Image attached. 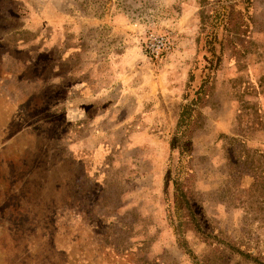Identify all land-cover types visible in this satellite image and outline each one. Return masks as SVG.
<instances>
[{"label":"rangeland","instance_id":"1","mask_svg":"<svg viewBox=\"0 0 264 264\" xmlns=\"http://www.w3.org/2000/svg\"><path fill=\"white\" fill-rule=\"evenodd\" d=\"M215 2L0 0V76L10 74L5 73V68L16 74L0 82L1 95L5 99L10 96L5 101L8 112L11 116L15 114L14 122L5 129L10 125H13L10 130L27 125L29 131L28 137L21 136L13 141L2 137L0 140V201L12 202L16 210L32 206L45 214L43 219L29 218L19 212L13 214L12 227L15 229L11 240L18 243L24 236L20 229H27L30 232L26 235L28 241L35 238L43 241L38 250H12L13 264H51V258L56 255L51 244L57 236H60L57 241L65 247L73 241V235H55L49 227L53 221L51 213L63 205L66 191V186L63 191H58V183H62L68 174L71 180L69 190L70 193L76 192L73 194L77 201L83 195L87 200L89 197L93 200L92 209L87 206L93 219L87 216L88 219L84 220H90L92 225L98 224L100 231L99 234L86 235V240L72 250V255L77 252L84 256L97 250L104 257L103 264H194L185 249L178 245L170 223L176 221L172 214L173 178L179 159L177 150L170 149L175 126V96L171 100L164 99L165 93L154 90L149 96L156 102L152 122L116 123L118 127L115 123L106 122L103 123L106 131L102 137L84 138L94 131L86 123L64 116L68 107V86L72 84L68 77L70 80L72 77L67 75L66 62L61 63L58 69L53 65L57 62L53 56H56L54 51L68 50V33L84 35V45L79 49L95 52L98 60L115 44L118 46L126 40L137 44L145 55L140 39L144 32L148 29L166 31L174 38V46L167 53L169 55L175 50L173 58L164 54L158 59L145 57L153 66L152 71H143L139 78L146 79L147 83L154 77L158 78L166 68L169 69L165 74L166 81L170 75L180 80L184 71L182 61L189 56L188 50L194 48L193 40L199 31V11H209ZM187 4L195 7L194 15ZM88 12L93 17L104 16L107 12V22H84L89 18ZM251 12V35L264 51V0H253ZM117 13L133 22L132 30L129 28L127 31L130 39H119L117 35L120 33L112 31L111 17ZM41 44L43 59L32 52ZM79 64L82 66L77 60L76 66ZM258 65L254 63L255 70L251 74L233 73L228 76L220 73L225 79L230 77V94L237 96V104L230 105L229 83H226L221 85L219 97L216 99L217 92L214 93L213 103L203 109L205 121L192 135V154L188 161L191 171L185 177L184 185L190 191L197 221L203 229L211 230L223 241L235 243L264 264V192L257 194L260 187L255 188V182L262 184L263 181L244 174L241 165H231L224 150L225 136H242L247 139L249 147L264 151V81L259 84L264 73L259 72L261 66L257 71ZM20 73L23 74L22 80L17 77ZM55 76L60 78L53 84ZM41 80L43 86L38 84ZM164 89L166 94L171 93V90L167 92ZM260 95L263 98H259ZM127 106L128 109L134 108L130 103ZM121 125L127 126L123 132ZM139 126H143L140 132L136 130ZM76 141H82L80 144L85 142L92 148L73 150L77 153L73 152L76 155L71 166L55 164L63 161L59 159L64 151ZM26 146L29 149H25ZM38 148H43L42 158L36 153ZM184 165L186 167V163ZM0 209L7 213L8 203H0ZM169 209L172 217L168 214ZM6 220L9 223L10 219ZM36 222L45 224L40 235L34 232ZM184 237L192 253L212 255L213 246H207L201 235L187 229ZM77 238L80 242V237ZM0 240L9 241L10 237L1 235ZM128 246L133 247V252L125 250ZM0 252V260L9 261L7 250L6 253L5 250ZM57 259L60 264H87L84 259L70 260L63 250ZM240 262V257L226 253L222 264Z\"/></svg>","mask_w":264,"mask_h":264},{"label":"trees","instance_id":"2","mask_svg":"<svg viewBox=\"0 0 264 264\" xmlns=\"http://www.w3.org/2000/svg\"><path fill=\"white\" fill-rule=\"evenodd\" d=\"M252 3L253 0H216L213 8L210 9L209 11H206L204 9H201L199 11V31L194 40L195 54L190 61L189 69L187 72V78L185 80L181 95V101L179 103L176 112L174 131L170 139V149L171 151L177 150L179 157L178 166L176 167L175 170L176 175L173 178L174 212L172 214L174 215L176 221L170 223L172 224L171 227L174 230L178 245L181 246L183 249H185V251L191 257V260L194 264H222V261L225 258L226 253L240 257V259H242V262H240L239 264H248L249 262L255 264H261L256 259V257H252V255L249 252L239 249V247H237L235 243H229L227 241H223L217 234L213 233L211 230L203 229V227L197 221L193 209V205L191 203L190 191H188L187 187L184 185L185 177L189 176V173L191 171L188 161L191 158V154H192L191 153L192 135L197 129L203 126L205 121V117L203 115V109H205L210 103H213L214 93L216 94L217 92L216 99L219 97V95L221 94L220 91L222 90L221 85L223 84L225 86V84L229 83L230 81V77L225 79V77L220 76V73H227L228 76H230L229 74H233V73L251 74L255 70V67H253L254 63L259 64L257 66L258 68L257 71L260 70V66H261L262 70H260L259 72L262 71L264 73V60H263L264 51L260 50V46H258L259 43H257L258 42L257 39L255 40V37L251 35L250 28L253 23L252 15H251ZM77 40L79 42L76 43L75 41ZM20 42H22L21 38H20ZM83 42H84V35L82 34L77 35L76 33H71V34L68 33L69 48L66 51L64 49L62 51L58 50L57 53L56 51H54L56 56L53 57L54 59L57 58L56 59L57 62H55L53 65L57 66L58 69L61 63L66 62L67 71H68L67 75L72 77L71 80L70 77H68V80L72 84L68 86V91H69L67 94L68 107L67 110L65 111L66 113L65 112L63 113L64 116H66V118L72 121L75 120L86 123L85 124L86 126L93 129L94 134L89 133L87 134V137L84 138L93 139L94 137H102L103 134L105 133L106 127L103 126V123L111 122V123L119 124L124 122H138V121H121L120 120L121 118H125L127 116L126 113H124L125 111L124 110L114 111V109H112L111 107H108V109H109V113L111 114L110 116H112L113 120H105L102 122H93L88 120L86 121L83 118V116L82 117L78 116L76 112L71 110V108H73L74 106L73 100L80 97L81 94H83L84 92L86 93L92 92L90 88V84L91 81H93L94 78L96 77V75L94 74L95 69H99L104 66L102 64V61L105 59V53L102 54V56H100L98 60H96L95 58L97 54L95 52L79 49L81 46L84 45ZM32 52H34L37 58L39 59L44 58L43 57L44 51L42 44L41 46H37L36 51H32ZM227 52L229 53V55L227 54L228 56H226ZM60 54H62L61 55L62 60H60L59 57ZM4 58L6 57L4 56ZM91 59H95V60H91ZM77 60L82 64V66H80V64L76 66ZM36 67L38 68L37 63H36ZM4 71L5 73L7 74L10 73V74L4 75L3 77L0 76L1 77L0 82H2L3 80L7 81L11 77L10 75L14 74V72H11L8 68L7 69L5 68ZM14 75L16 76V74ZM17 77L22 80L23 74L20 73ZM59 78L60 76L53 77L52 83L54 84V81L55 83H57ZM81 81L89 82V88L86 90L81 89L80 88ZM263 81H264V77L260 79L259 84H261V82ZM38 84L40 86H43L44 84L43 80H41ZM230 87H231V83H229L227 90L229 92L228 94V100L230 101L229 103L231 106H233V104L235 105L237 104L236 100L238 98L237 96L234 95L231 96L229 89ZM72 94L74 95L73 97L71 96ZM3 96L4 95H1V90H0V140L2 139V137L3 140L12 139V141L21 138V136L28 137L27 135L29 134V131L27 130V125L20 126L18 129L15 130H10L13 127V125H10L5 129V126L14 122L15 114L14 116H11L8 112L7 105L5 104L6 99L10 96L7 95L6 99ZM259 98H263V96L260 95ZM216 104L217 102L215 103V105ZM78 107L79 106H77L76 108ZM117 124L116 127H118ZM126 128H127L126 125L120 126V130L122 132ZM142 129L143 126H139V128L136 130L140 132ZM81 142L82 141L73 142V144L82 147L78 150L92 148L85 143L88 142L87 139L82 144H80ZM24 148L29 149L28 146ZM224 150L228 155L227 159L230 160L229 163H231V165L236 167L241 165V170L244 171V174H251L252 178L254 177L259 178L263 181L262 184L260 182L259 183L255 182V188L260 187L257 194L260 192L263 193L264 192V151L249 147L247 143V139L243 138L242 136H225ZM74 151L71 150L70 147L69 148L67 147L66 151H64V154L61 156V159H59L63 161L57 162L55 164L64 165L66 163L68 166L73 165L74 158L76 155L74 153H77ZM37 152L42 158L44 154L43 148L40 149L38 148L36 153ZM185 163H186V167L184 165ZM75 166H77L76 162H75ZM70 181H71L70 176L68 174V176L65 177V179H63L62 182L63 184L58 183L57 186L58 191L60 190L63 191L64 190L63 187L65 186H66V191L64 193L62 200L63 205L58 206L51 213L52 214L51 217H53V221H52V225L49 227L52 228V232H51L52 234L55 233V235H59L66 233L69 235H73V241L71 242V244L69 243L66 247L65 245H60L59 243L60 249L59 251H56L55 247L57 245V240H59L60 237L57 236L56 240L52 242L53 244H51V247H53L51 250H54L56 253L55 255L56 259L51 258V264H54V259H55V264H60L57 258L61 250H63L69 256L70 260L77 258L84 259L85 263L87 264L89 263L88 262L89 260L85 258L90 254H94V255L96 254L98 255L97 257H100L101 264H103L104 257L101 255L102 253L97 252V250H93L90 254H85L84 256H81L77 252L73 253L72 255V250L74 248L77 249L80 245L79 243L85 241L89 233L99 234L100 231L98 224L92 225L89 222L90 220L88 221L84 220V219H88L87 216L91 215L89 209L90 210L92 209L91 206L93 204V200L91 199V197H89L87 200V197L83 195L80 196L81 199L77 201L76 196L73 194L76 192L72 191V193H70L69 190V188L71 187ZM99 190L100 189L97 190V193H99ZM71 195H74V197H72ZM3 202L8 203V210L10 211V215H9L10 217H1L0 225H2L3 222L6 221V226L9 229L8 230L9 233L6 234L1 233L0 236L4 235L5 237V235H7V237H10V240L9 241L0 240V250H5V253L7 250V254H9V261L2 262L0 260V263L13 264L11 259L12 250H20V251L38 250L41 249L43 245V241L41 240L37 241L36 238L35 240L28 241L26 235H28V233L30 232L27 229H20L23 231L24 236L20 238L18 243H16L14 240H11V235L14 233L13 229H15L14 227H12L13 214H17V212H19L20 214H26L29 218L36 217L38 219H43L45 214L44 212H42V210H39L37 208L33 209L32 206L30 209L26 208L25 210H16L13 209L12 202L10 201L8 202L3 201ZM3 202L0 201V203ZM87 206H89V209H87ZM169 211L171 210L170 209L168 210V214L170 216L171 213ZM60 212H62V214H60ZM68 212L71 213L72 215L71 218L67 217ZM6 218L10 219L9 223L6 220ZM89 219H93V215L90 216ZM169 219L171 221V218ZM61 220L63 221V225L61 224ZM44 225H45L44 222H41V224H38V222H36L35 230H34L35 234H39V235L42 234ZM61 226L63 227L62 232H60ZM187 229H191L195 233L201 235V239L203 240V242L207 244V246L209 245L213 246V248H211L213 251L211 256H206V255L198 256L191 252L188 246V242L184 237ZM77 237H80V242L78 241ZM125 250L127 251L129 250L133 252V247L128 246ZM18 255H20V253H18ZM26 260L27 259H24L25 262ZM126 260L128 259L126 258Z\"/></svg>","mask_w":264,"mask_h":264},{"label":"crops","instance_id":"3","mask_svg":"<svg viewBox=\"0 0 264 264\" xmlns=\"http://www.w3.org/2000/svg\"><path fill=\"white\" fill-rule=\"evenodd\" d=\"M187 7L193 12L194 15L195 7L192 5L191 7L190 5H188ZM88 15L89 18H85L84 22H88L90 24L107 22V12H105L104 16L98 17H93L92 14H89V12ZM111 18L113 20L112 31H117L120 33L119 35H117L119 36V39H121V37H123V39H130L129 37L131 36L127 34V31L130 30L129 28H131L132 30V27L134 25L133 22H131L125 15L119 13L113 14ZM93 19H95L96 21H92ZM118 44V46L115 44V46L109 52H105V59L102 61V64L104 66L102 68L95 69L94 74L96 75V80L94 78V80L91 81L90 84L92 92H84L80 97L75 99L74 106L73 108H71V110L76 112L78 116H83L86 121L88 120L93 122H102L105 120H113L108 109V107H111L112 109H114V111H125L123 112L126 113L127 116L125 118H121V121H138L145 123L152 122L151 116L155 114L156 102L149 96L150 94H153V91L155 90L157 92L165 93L164 99H176L175 109L173 113L176 118V112L181 101V95L185 80L187 78L190 61L195 54V48L188 50L189 56H187L182 61V68L184 71L180 80H177L174 75H170L168 81H166L165 74L167 71H169V69L165 68L163 69V73H159L158 78L154 77L153 79H150L147 83H145L146 79L139 78L140 73L149 69L150 71H152L151 68L153 66H151L149 61L145 58L146 56L143 54L142 50L139 49L137 44L130 42V40H126L123 41V43ZM173 51L169 55H167V53L170 51H168L164 55H167V58H173ZM178 53L182 54L180 50H178ZM163 80H165V84H163ZM176 82L179 83L177 84ZM162 87L166 88L167 92L171 90V93L166 94L165 89ZM80 88L83 90L88 89L89 82L81 81ZM172 88L174 89L173 92ZM129 103L134 107L133 109L127 108V105H129ZM77 106L79 107L76 108ZM144 127L146 128V125ZM142 134L143 133H141L140 136H142ZM70 148L71 150H78L82 147L73 144ZM3 211H5V216H3ZM9 215L10 211H7L6 213V210H0V219L1 217H10ZM67 217L71 218V213L68 212ZM8 230L9 229L6 226L5 221L2 225H0V232L6 234L9 233ZM59 249L60 246L59 242L57 241L55 250L59 251ZM97 256L98 255L96 254H90L85 259L89 260L88 262L90 264H101V259Z\"/></svg>","mask_w":264,"mask_h":264},{"label":"built area","instance_id":"4","mask_svg":"<svg viewBox=\"0 0 264 264\" xmlns=\"http://www.w3.org/2000/svg\"><path fill=\"white\" fill-rule=\"evenodd\" d=\"M141 46L146 57L158 59L174 46L173 36L166 31L148 29L140 37Z\"/></svg>","mask_w":264,"mask_h":264}]
</instances>
